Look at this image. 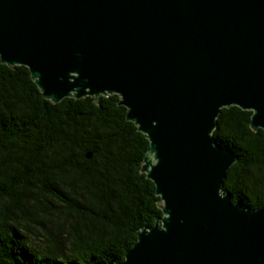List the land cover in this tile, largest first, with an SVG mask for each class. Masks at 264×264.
I'll use <instances>...</instances> for the list:
<instances>
[{
  "label": "water",
  "instance_id": "water-1",
  "mask_svg": "<svg viewBox=\"0 0 264 264\" xmlns=\"http://www.w3.org/2000/svg\"><path fill=\"white\" fill-rule=\"evenodd\" d=\"M0 62L52 103L117 95L145 135L161 216L119 264H264V205L222 191L212 135L230 106L264 131V0H0Z\"/></svg>",
  "mask_w": 264,
  "mask_h": 264
},
{
  "label": "trees",
  "instance_id": "trees-1",
  "mask_svg": "<svg viewBox=\"0 0 264 264\" xmlns=\"http://www.w3.org/2000/svg\"><path fill=\"white\" fill-rule=\"evenodd\" d=\"M115 94L44 99L24 66L0 62V264H119L161 216L140 172L148 148ZM222 108L212 132L237 157L222 191L264 205V131ZM90 157L87 158L86 154Z\"/></svg>",
  "mask_w": 264,
  "mask_h": 264
}]
</instances>
